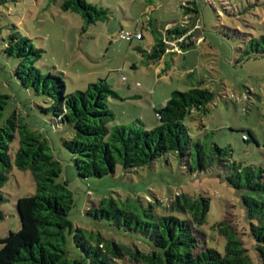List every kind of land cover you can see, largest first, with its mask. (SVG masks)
I'll list each match as a JSON object with an SVG mask.
<instances>
[{"label": "trees", "instance_id": "16d2710c", "mask_svg": "<svg viewBox=\"0 0 264 264\" xmlns=\"http://www.w3.org/2000/svg\"><path fill=\"white\" fill-rule=\"evenodd\" d=\"M59 7L79 14L86 26L109 19L106 8L88 0H60ZM180 7L181 18L168 22L162 38L154 37L148 51L140 48L149 62L161 64L167 54L185 52L205 40L200 35L199 9L188 2ZM149 23L153 30L151 19ZM12 29L6 53L18 60L16 75L43 98L41 114L68 133L62 145L72 153L79 178L114 176L118 166L128 173L156 172L159 167L174 172L175 161L181 175L224 176L226 185L239 193L243 213L235 214L237 230L226 218L211 227L225 238L224 251L212 239L211 245H205L201 238L199 228L207 223L212 206L203 186V190L187 186L174 192L164 184L166 201L153 186L150 194L129 189L127 196H105L86 210L93 225L76 227L70 218L76 199L69 180L61 179L64 164L54 155L49 139L31 129L16 111L4 118L10 96L0 90V218L7 199L3 189L14 168L30 171L35 182V192L20 208L21 230L0 237V264H264V165L235 160L232 150L194 137L188 123L209 111L213 90L191 83L187 90L173 91L161 108H155L153 127L141 119L117 124L108 103L118 95L105 80L89 84L86 91L66 94L61 75L43 73L37 66L43 50L16 27ZM131 32L141 38L134 35L129 41L145 38L141 31ZM250 43L264 50V33ZM103 231L132 242L117 241Z\"/></svg>", "mask_w": 264, "mask_h": 264}, {"label": "rangeland", "instance_id": "374dc122", "mask_svg": "<svg viewBox=\"0 0 264 264\" xmlns=\"http://www.w3.org/2000/svg\"><path fill=\"white\" fill-rule=\"evenodd\" d=\"M88 1L106 8L109 19L86 26L79 14L62 11L60 0H0V90L10 96L4 118L16 111L55 148L54 155L64 164L61 179L69 180L76 199L70 215L76 227L89 229L93 225L86 210L92 204L98 205L105 196H127L129 189L150 194L153 186L156 195L166 201L164 184L174 192L187 186L196 190L204 187L212 197V206L207 223L199 228L201 238L205 245H211L212 239L224 251L221 244L225 238L211 227L226 218L237 230L235 214L243 213L239 193L226 185L224 176L195 179L181 175L174 161V172L159 167L156 172L142 169L128 173L118 166L114 176L79 178L72 153L62 145V137L68 133L41 114L39 105L43 98L16 75L18 60L5 49L13 27L22 36L32 38L34 46L43 50L37 66L43 73L61 75L66 94L86 91L89 84L105 80L118 95L108 103L117 116V124L141 119L151 122L149 127H153L157 124L155 108H161L173 91L187 90L191 83L206 86L215 97L205 115L188 122L194 137L232 150L235 160L264 165V50L250 43L264 33V0ZM183 2L199 9L200 35L205 40L185 52L167 54L161 64L149 62L140 48L148 51L154 37L162 38L168 22L181 18ZM125 30L141 31L145 38L129 41L121 37ZM253 48L258 51L252 52ZM244 134L248 140L243 139ZM3 190L7 199L1 205L4 216L0 218V237L22 228L20 208L35 192L31 172L14 168ZM103 232L117 241L132 242L124 236Z\"/></svg>", "mask_w": 264, "mask_h": 264}, {"label": "built area", "instance_id": "2783aa9c", "mask_svg": "<svg viewBox=\"0 0 264 264\" xmlns=\"http://www.w3.org/2000/svg\"><path fill=\"white\" fill-rule=\"evenodd\" d=\"M134 35H136L138 38H141V34L140 33H134L131 31H126L125 33L122 34V38H126V39H132L134 37Z\"/></svg>", "mask_w": 264, "mask_h": 264}, {"label": "crops", "instance_id": "0c3cea01", "mask_svg": "<svg viewBox=\"0 0 264 264\" xmlns=\"http://www.w3.org/2000/svg\"><path fill=\"white\" fill-rule=\"evenodd\" d=\"M152 94V93H151ZM155 95V93L154 94H152V96H154Z\"/></svg>", "mask_w": 264, "mask_h": 264}]
</instances>
